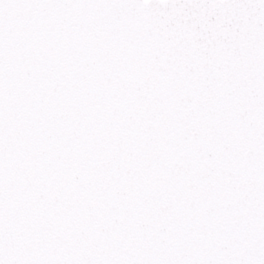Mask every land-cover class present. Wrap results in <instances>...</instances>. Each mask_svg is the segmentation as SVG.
<instances>
[{
  "label": "snow or ice",
  "instance_id": "6c2138e0",
  "mask_svg": "<svg viewBox=\"0 0 264 264\" xmlns=\"http://www.w3.org/2000/svg\"><path fill=\"white\" fill-rule=\"evenodd\" d=\"M0 264H264V0H0Z\"/></svg>",
  "mask_w": 264,
  "mask_h": 264
}]
</instances>
